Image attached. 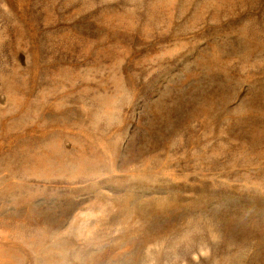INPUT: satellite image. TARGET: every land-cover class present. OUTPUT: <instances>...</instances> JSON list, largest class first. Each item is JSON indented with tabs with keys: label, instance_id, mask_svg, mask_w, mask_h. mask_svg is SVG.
<instances>
[{
	"label": "rangeland",
	"instance_id": "obj_1",
	"mask_svg": "<svg viewBox=\"0 0 264 264\" xmlns=\"http://www.w3.org/2000/svg\"><path fill=\"white\" fill-rule=\"evenodd\" d=\"M0 264H264V0H0Z\"/></svg>",
	"mask_w": 264,
	"mask_h": 264
}]
</instances>
